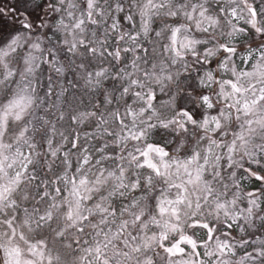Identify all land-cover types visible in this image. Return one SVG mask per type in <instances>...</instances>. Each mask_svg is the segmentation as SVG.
<instances>
[{
	"label": "snow or ice",
	"instance_id": "6c2138e0",
	"mask_svg": "<svg viewBox=\"0 0 264 264\" xmlns=\"http://www.w3.org/2000/svg\"><path fill=\"white\" fill-rule=\"evenodd\" d=\"M106 7L110 15L104 28L117 32L120 26L121 33L129 29L126 35L135 41L139 17L125 10L123 0H109ZM41 8L32 0H0V59L8 58L15 49L19 53L16 62L24 67L17 91L4 90L0 109L5 135L17 136L15 146L0 138V171L7 161H11L10 168L19 161L8 183L0 184V228L6 230L0 237V264H264V116L254 115L264 105V89L253 92L249 99L246 93L251 90L239 87L236 78L230 77L226 84L234 99L213 109L223 113L221 119L226 123L216 124L218 131L212 139L197 132L205 147L202 151L199 145L196 149L183 147L180 156L185 162H170V158L155 162L143 152L132 157L139 165L135 175L123 166L113 170L117 149L92 135L99 121L65 132L63 116L52 121L49 112L39 114L42 110L33 117L32 126L23 130L9 119L27 123L25 116L35 102L29 74L46 75L35 83L53 95L52 73L59 72L70 56L81 66L97 67L89 55L96 50L89 47L86 36L79 44L62 41L59 46L49 39L51 51L46 57L39 41L31 47L23 43L26 34L35 36L40 31L36 22ZM221 8L217 5L215 11ZM261 9L264 0H254L251 15L264 17ZM68 15L72 27L84 31L83 25L96 27L101 10L89 0L79 16ZM179 23V19L171 21ZM155 26L160 27L159 22ZM244 27L248 36L243 40L252 49L264 45V31ZM49 33L61 41L58 31L48 28L44 36ZM89 35L99 37L100 29ZM110 41L100 39L99 44L107 48L104 56L111 59L115 51L119 58V64L112 60L117 75L108 81L115 90L111 98L116 100V93H122L130 112L136 107L140 86L132 76H126L123 84L119 80L127 72L123 65L134 66L129 59L131 48L125 46L121 52L124 37L120 34ZM141 51L148 54L146 48ZM240 51H245L243 42ZM240 64H244L243 58ZM245 74L248 69L241 72V76ZM6 75L12 79L17 74ZM13 83L17 81L13 79ZM191 116L199 119L202 113L197 109ZM74 121L75 117L69 124ZM121 122L127 123L123 118ZM155 135H160L159 130ZM179 142L177 136L178 147ZM153 143L160 145L159 140ZM161 151L168 157L166 150ZM173 167L178 171L174 173ZM180 170L183 178L178 180ZM213 215L215 220L209 218ZM221 217L223 221L217 223ZM182 218L188 223L182 224Z\"/></svg>",
	"mask_w": 264,
	"mask_h": 264
},
{
	"label": "clouds",
	"instance_id": "9594fccd",
	"mask_svg": "<svg viewBox=\"0 0 264 264\" xmlns=\"http://www.w3.org/2000/svg\"><path fill=\"white\" fill-rule=\"evenodd\" d=\"M88 2L89 0H32L33 5H42L38 11L40 20L36 22L40 31L35 36L26 34L23 43L31 47L39 41L46 57L51 51L49 39L59 46L62 41L79 44L81 37L86 36L89 47L96 50L95 54L89 52V55L93 56V63L97 67L81 66L70 56L62 62L59 72L52 73L53 95H49L46 89L35 83L46 79V75L41 77L29 74L33 81L31 86L35 102L25 116L27 123L9 117L14 127L20 125L21 130L30 128L32 119L39 110H42L39 111L41 115L49 112L52 121L57 116H63L65 127L62 131L65 132L81 130L85 123L99 121L92 135L105 145L117 149L116 156L112 157L116 162L111 167L115 170L123 166L135 175L139 165L132 160L134 155L147 152L148 158L155 162L170 158V162L183 163L186 160L180 156L183 147L196 149L199 145L198 150L204 149L205 146L200 143L196 133L199 132L202 138L212 139L218 131L216 124L226 123L221 119L223 113H214L213 109L217 105L223 107L225 100L234 99L230 86L226 84L230 77L236 78L235 82L239 87L251 90L246 93L249 99H252L253 92L258 94V90L264 89V45L259 49H252L243 40V37L248 36L244 25L264 31V17L257 19L251 15L254 0H123L125 10L130 9L132 15L139 17L135 41L126 35L129 29H124L121 33L120 26H117V32L104 28L110 15L106 7L109 0H93L101 10V18L96 21V27L88 28L83 25L84 31L75 30L69 22L68 14L71 12L79 16L82 5ZM115 2L119 3V0ZM217 5L222 6L219 12L215 11ZM173 19H179V25L171 24ZM157 22L160 27L155 26ZM48 28L53 32L58 31L61 41H57L51 33L45 37L44 33ZM97 28L100 29L99 37L89 35L95 33ZM32 31L35 32V28ZM117 34L124 37V42L120 45L121 52L125 46L131 48L129 59L134 65L122 66L127 72L120 76L119 83L123 84L126 76H132L141 90L135 99L136 107L130 112L124 105L125 97L122 93H116V100L111 98L115 90L108 81L115 79L117 75L112 70L115 67L112 60L119 64V58L115 51L111 53V59L104 56L107 48L99 44L100 39L110 43V37ZM256 38L259 39V31ZM241 42L245 45L243 52L240 51ZM142 48L148 50L147 55L141 51ZM74 51L79 52V48ZM222 52L227 55L222 56ZM18 55L13 49L12 55L0 59V109L4 103V90L10 87L16 92L17 85L21 82L20 74L24 72V67L22 62H16ZM36 55L39 59V53ZM80 55L83 56V53ZM137 56L140 58L137 59ZM242 58L243 65L240 64ZM213 60H219L220 63L213 64ZM245 69H248V74L241 76ZM49 71L51 72V68ZM8 73L17 75L9 79L6 75ZM13 79L17 83H13ZM5 80L7 83H4ZM157 96L160 97L159 100L155 99ZM189 109L191 113L199 109L202 116L193 119ZM254 115L264 116V105ZM73 117L74 125L69 124ZM122 118L127 123L121 122ZM157 130L159 136L155 135ZM5 132V125L0 124V138L4 143L15 146L17 136L11 133L5 135ZM109 136L112 138L109 139ZM177 136L180 137L179 147L176 144ZM157 140L160 141L159 146L153 143ZM161 148L167 151L168 157L162 154ZM10 163V160L7 161L3 171H0V184H7L19 167V161L11 168L8 166ZM91 168L95 170V165ZM172 171L175 173L178 170L173 167ZM182 178L183 171L180 170L178 180ZM205 212H208L207 208ZM209 218L216 219L214 215ZM222 221L223 217L217 223ZM181 223L188 221L182 218ZM5 231L0 228V237H3Z\"/></svg>",
	"mask_w": 264,
	"mask_h": 264
}]
</instances>
